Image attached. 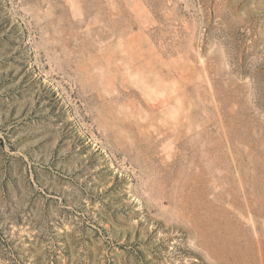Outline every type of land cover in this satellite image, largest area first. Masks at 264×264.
<instances>
[{
	"label": "rangeland",
	"instance_id": "374dc122",
	"mask_svg": "<svg viewBox=\"0 0 264 264\" xmlns=\"http://www.w3.org/2000/svg\"><path fill=\"white\" fill-rule=\"evenodd\" d=\"M0 264H264V0H0Z\"/></svg>",
	"mask_w": 264,
	"mask_h": 264
},
{
	"label": "bare ground",
	"instance_id": "6f19581e",
	"mask_svg": "<svg viewBox=\"0 0 264 264\" xmlns=\"http://www.w3.org/2000/svg\"><path fill=\"white\" fill-rule=\"evenodd\" d=\"M162 91V90H161ZM170 91V90H169ZM160 93V92H159ZM173 93H174V91H173ZM169 94H170V92H169ZM154 95V94H153ZM159 96V95H158ZM158 96H157V98H158ZM165 96V95H164ZM173 96H175V95H173ZM155 97V96H154ZM163 98V97H162ZM167 98V97H166ZM164 100V99H163ZM148 101V100H147Z\"/></svg>",
	"mask_w": 264,
	"mask_h": 264
}]
</instances>
